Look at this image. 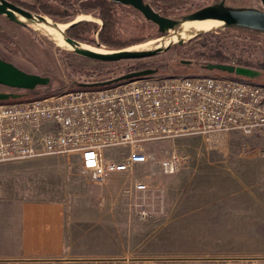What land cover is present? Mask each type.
Wrapping results in <instances>:
<instances>
[{
    "label": "rangeland",
    "instance_id": "obj_1",
    "mask_svg": "<svg viewBox=\"0 0 264 264\" xmlns=\"http://www.w3.org/2000/svg\"><path fill=\"white\" fill-rule=\"evenodd\" d=\"M82 1L86 0H77L79 4ZM168 1L182 3L172 17L176 18L213 0H146L150 5L160 6L168 4ZM227 4L258 7L260 2L227 0ZM66 8L55 5V10L60 12L56 18L41 15L58 24H69L78 16H89V20L77 23L90 22L98 26V30L79 42L113 51L98 37L103 21L97 10L84 11L78 7L74 15L65 16ZM117 18L118 45H129L125 49H155L158 44L155 40L160 37L156 25L130 7L117 8ZM27 24L22 25L0 15V58L27 73L50 78L48 86L38 87L32 92L0 86V92L22 94L20 99L42 97L66 88H78L82 83L114 79L145 69H157L159 74L208 72L203 66L209 62L196 60L193 51L200 47L204 34L194 36L181 45L176 43L153 58L102 62L81 56L74 49L60 47L48 35L38 31L36 24ZM70 28L65 30L68 37ZM211 33L214 36L228 34L234 38L256 40L259 46H264L262 33L233 27H221ZM183 61L191 63L187 65ZM217 74L230 76L224 72ZM260 74L258 78L231 76L264 85V72ZM147 151L156 159L166 153L175 154L180 160L178 170L172 175H163L155 161L154 165L137 166L131 173L115 174L100 183L82 171L78 156H45L0 163V194L77 200L80 205L83 199L96 198L93 190L95 186H102L107 188V191L99 192L103 197L117 200L115 202L119 207L113 208L116 225L112 232L106 234L110 237L91 239L88 249L127 254L132 258L264 261L263 135L246 136L232 131L211 137L186 136L159 142ZM127 153V149H108L106 157L121 159ZM136 182L147 184L148 191H135L133 186ZM78 210L86 214L88 209L78 207ZM117 210H122V214H117ZM83 214L80 216L83 217ZM86 216L93 220L101 218L94 214Z\"/></svg>",
    "mask_w": 264,
    "mask_h": 264
},
{
    "label": "built area",
    "instance_id": "obj_2",
    "mask_svg": "<svg viewBox=\"0 0 264 264\" xmlns=\"http://www.w3.org/2000/svg\"><path fill=\"white\" fill-rule=\"evenodd\" d=\"M232 131L264 136L263 84L211 72L158 73L0 101V163L73 155L95 182L156 162L161 174L172 175L179 158L166 153L156 159L147 151L150 146ZM108 149L128 153L107 159ZM133 187L138 193L148 191L144 182Z\"/></svg>",
    "mask_w": 264,
    "mask_h": 264
},
{
    "label": "crops",
    "instance_id": "obj_3",
    "mask_svg": "<svg viewBox=\"0 0 264 264\" xmlns=\"http://www.w3.org/2000/svg\"><path fill=\"white\" fill-rule=\"evenodd\" d=\"M95 187L97 197L80 205L77 200L0 194V264H255L252 259L132 258L88 249L91 239L111 236L106 234L116 225L113 208L119 207L117 200L99 193L107 188ZM78 207L87 208L86 214Z\"/></svg>",
    "mask_w": 264,
    "mask_h": 264
},
{
    "label": "water",
    "instance_id": "obj_4",
    "mask_svg": "<svg viewBox=\"0 0 264 264\" xmlns=\"http://www.w3.org/2000/svg\"><path fill=\"white\" fill-rule=\"evenodd\" d=\"M117 4L133 8L138 11L146 21L157 26L160 37L166 38L171 33L178 35L181 33L182 25L190 21L217 20L223 22L224 28H243L250 31H255L264 34V10L257 7H233L227 4V0H218L217 3L204 7L193 13H185L176 18L165 17L155 11L150 3L146 0H110ZM264 8V0H260ZM0 15H5L11 21L22 25L27 23H45L47 17L41 14H34L22 7H19L7 0H0ZM22 17L24 21L20 20ZM58 23L53 22V26ZM72 27L77 24L76 20L69 23ZM52 25V24H51ZM63 38L66 43L74 48L77 54L89 59L102 62H117L122 60H141L157 56L158 54L168 50L170 47L155 48L152 50H136L129 49L113 50L109 54H101L91 50L82 49V43L71 39L63 32ZM157 38V39H159ZM184 40H180L178 44H184ZM183 64L189 65L190 61H183ZM208 72L220 71L231 75L258 78L261 74L259 71L226 64L208 63L203 66ZM158 74L157 69H145L136 72H131L119 76L117 78L105 82L82 83L79 87H104L120 81L140 78L144 76ZM50 83V78L36 74L27 73L14 64L0 58V85L13 90L34 91L38 87H46ZM19 93L0 92V101L16 100L22 98Z\"/></svg>",
    "mask_w": 264,
    "mask_h": 264
},
{
    "label": "trees",
    "instance_id": "obj_5",
    "mask_svg": "<svg viewBox=\"0 0 264 264\" xmlns=\"http://www.w3.org/2000/svg\"><path fill=\"white\" fill-rule=\"evenodd\" d=\"M7 1L34 14H44L52 18L60 16V12L55 10V5H58V7H67L65 10V13L67 14H65V16L74 15L79 8H83L84 11L97 10L99 12V17L103 21V26L98 31L100 42L113 50H122L129 46H120L117 44L116 40V31L119 24L117 8L126 7L121 4H117L110 0H86L82 1L80 4L77 0H31L30 2L25 0ZM181 4L177 1H168V4H166L167 6H160L154 3H151V6L155 11L165 17H174L176 15L175 11L180 8H178V6ZM185 13H188V11ZM97 28L98 26L93 23L80 22L72 26L68 30V34L71 39L81 41L85 36L96 32L98 30ZM238 29L242 31H250L243 28ZM251 32H254L255 34L259 33L255 31ZM214 35V33L210 32L201 36L203 41L199 43L200 47L193 50L196 60H202L213 64L240 66L259 71L260 73L264 72V46H259L257 44L258 41L234 38L228 34H223L221 36ZM214 72L216 74L221 73L220 71ZM108 80H111V78L97 80L96 82H105Z\"/></svg>",
    "mask_w": 264,
    "mask_h": 264
},
{
    "label": "bare ground",
    "instance_id": "obj_6",
    "mask_svg": "<svg viewBox=\"0 0 264 264\" xmlns=\"http://www.w3.org/2000/svg\"><path fill=\"white\" fill-rule=\"evenodd\" d=\"M19 19L25 22V20L22 17H19ZM81 20H89V16L88 17L78 16V18L76 19V22L81 21ZM33 24H36V29L38 31H41L42 33H45L46 35H48L60 47L74 49L72 46L66 43L63 38V32L70 26V24H57L56 26H53V22L48 18H47V22L45 23L34 22ZM223 24H224L223 22L217 21V20L186 22L182 25V30L180 34L173 35V33H171V35H169L166 38L156 39L155 42H157L158 44L155 48L170 47L178 43L180 40L187 41L199 34H205V33L214 31L216 29H219L223 27ZM81 48L85 50H91L93 52H97L101 54L111 53L110 51L94 48L88 45H82ZM129 50L136 51V50H139V47L129 48Z\"/></svg>",
    "mask_w": 264,
    "mask_h": 264
},
{
    "label": "flooded vegetation",
    "instance_id": "obj_7",
    "mask_svg": "<svg viewBox=\"0 0 264 264\" xmlns=\"http://www.w3.org/2000/svg\"><path fill=\"white\" fill-rule=\"evenodd\" d=\"M217 2H218V0H213L212 2H210V3H208V4L204 5V6L198 7L197 9H195V10H193V11H190V12H188V13H193V12H195V11H198V10L204 8V7H207V6L213 5V4L217 3ZM259 2H260V5H259L257 8H259V9H261V10H264V8H263L262 3H261L260 0H259ZM170 18H172V17H170ZM0 86H1V85H0Z\"/></svg>",
    "mask_w": 264,
    "mask_h": 264
}]
</instances>
